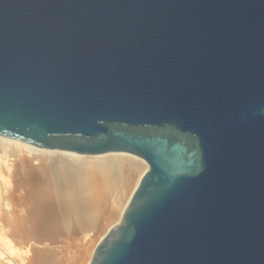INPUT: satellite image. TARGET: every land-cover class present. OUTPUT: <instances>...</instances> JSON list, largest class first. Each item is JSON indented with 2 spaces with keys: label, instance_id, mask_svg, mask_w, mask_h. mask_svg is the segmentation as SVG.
<instances>
[{
  "label": "water",
  "instance_id": "1",
  "mask_svg": "<svg viewBox=\"0 0 264 264\" xmlns=\"http://www.w3.org/2000/svg\"><path fill=\"white\" fill-rule=\"evenodd\" d=\"M0 135L147 162L89 264H264V0H0Z\"/></svg>",
  "mask_w": 264,
  "mask_h": 264
},
{
  "label": "rangeland",
  "instance_id": "2",
  "mask_svg": "<svg viewBox=\"0 0 264 264\" xmlns=\"http://www.w3.org/2000/svg\"><path fill=\"white\" fill-rule=\"evenodd\" d=\"M6 149L4 154L0 150V261L89 264L101 236L121 220L122 209L97 223L103 210L92 205L88 181L76 167L65 168L45 155L35 158L16 145H7ZM143 168L144 164L137 165L133 185ZM40 186L51 187L54 192L53 220L47 219L51 203L39 197Z\"/></svg>",
  "mask_w": 264,
  "mask_h": 264
},
{
  "label": "bare ground",
  "instance_id": "3",
  "mask_svg": "<svg viewBox=\"0 0 264 264\" xmlns=\"http://www.w3.org/2000/svg\"><path fill=\"white\" fill-rule=\"evenodd\" d=\"M0 144V150H2L3 154L7 150L6 146L12 144L16 145L19 149L24 148L35 158L45 155L49 159L58 161V163L65 168L68 166L76 167L80 176L88 181L87 190L92 197V205L103 210L101 219L98 218L96 220L97 223L104 219V221H107L110 217L114 216L120 208L122 209L120 211L122 217L124 209L141 177L148 169V164L143 158L129 152L110 151L99 154H81L73 151L47 149L3 135H0ZM139 163L144 164V168L139 174L136 183L133 185L136 178L137 165ZM128 190H131L130 194L125 198ZM53 193L51 187L40 186L39 197H46L51 203V213L47 216L48 220L54 219V215H52L54 211ZM105 214L108 217L105 216ZM112 227L113 226H111L107 232ZM100 235H102V233ZM6 245H8V247L10 246L9 248L12 249V244L9 240H6ZM41 246L43 245H40V247ZM0 264L5 263L0 261Z\"/></svg>",
  "mask_w": 264,
  "mask_h": 264
}]
</instances>
